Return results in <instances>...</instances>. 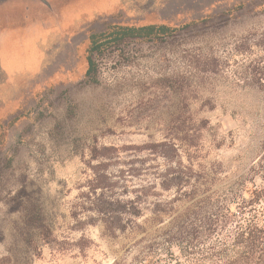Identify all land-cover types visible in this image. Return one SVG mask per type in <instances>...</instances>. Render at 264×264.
<instances>
[{
	"label": "rangeland",
	"instance_id": "1",
	"mask_svg": "<svg viewBox=\"0 0 264 264\" xmlns=\"http://www.w3.org/2000/svg\"><path fill=\"white\" fill-rule=\"evenodd\" d=\"M149 23L190 25L112 45L86 74L91 32ZM25 28L37 67L0 60V264L128 260L131 237L107 234L83 195L95 149L110 147L105 172L127 198L124 186L153 178L137 175L155 164L137 147L176 134L179 117L196 163L220 167L223 184L248 175L264 144L251 71L264 56V0H0V36L17 30L20 52Z\"/></svg>",
	"mask_w": 264,
	"mask_h": 264
},
{
	"label": "trees",
	"instance_id": "2",
	"mask_svg": "<svg viewBox=\"0 0 264 264\" xmlns=\"http://www.w3.org/2000/svg\"><path fill=\"white\" fill-rule=\"evenodd\" d=\"M189 25H113L91 32L86 74L96 73L95 55L112 45L126 39H162ZM251 71L264 90V56ZM187 122L179 117L176 134L137 147L155 161L137 175L153 178L124 186L127 198L116 191L119 182L105 172L110 147L95 149L94 176L83 194L90 202L87 208L107 234L131 237L130 258L116 257L112 264H264V144L248 175L223 184L221 168L196 163L198 149L179 135H187ZM172 190L173 196H166Z\"/></svg>",
	"mask_w": 264,
	"mask_h": 264
},
{
	"label": "crops",
	"instance_id": "3",
	"mask_svg": "<svg viewBox=\"0 0 264 264\" xmlns=\"http://www.w3.org/2000/svg\"><path fill=\"white\" fill-rule=\"evenodd\" d=\"M25 31L26 33L22 34L21 41L25 42L24 46L26 47V49H23L22 52H20L18 49V41H15L14 44H10L13 36H17V30L7 31L3 36H0V60H3V62L5 63L6 61H13L15 62V64H17L18 61L19 67H17V73L24 71L25 69L28 71L30 70V67L36 68L38 60L41 57L38 55L37 51H30V49H28L29 46H27V43L28 40L32 38V33L30 29L25 28Z\"/></svg>",
	"mask_w": 264,
	"mask_h": 264
}]
</instances>
